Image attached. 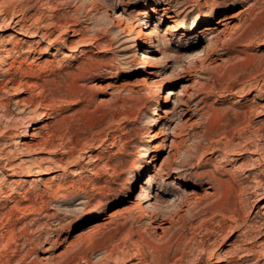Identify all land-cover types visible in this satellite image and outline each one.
I'll return each mask as SVG.
<instances>
[{
  "label": "rangeland",
  "instance_id": "rangeland-1",
  "mask_svg": "<svg viewBox=\"0 0 264 264\" xmlns=\"http://www.w3.org/2000/svg\"><path fill=\"white\" fill-rule=\"evenodd\" d=\"M0 24V264H264V0H0Z\"/></svg>",
  "mask_w": 264,
  "mask_h": 264
},
{
  "label": "bare ground",
  "instance_id": "bare-ground-1",
  "mask_svg": "<svg viewBox=\"0 0 264 264\" xmlns=\"http://www.w3.org/2000/svg\"><path fill=\"white\" fill-rule=\"evenodd\" d=\"M154 10H156V8L154 9ZM161 16L162 17H165L166 19L168 18H173V16H171V17H169L167 14H165V13H163V14H161ZM235 17V16H234ZM234 17H227V18H222L221 20H219L218 21V28L220 27H224V28H229L230 26H231V24L233 23V21L235 20L234 19ZM234 19V20H233ZM239 19V18H238ZM13 24H15V26L17 25V22L15 23V22H12ZM148 27H149V25L148 26H146V29H148ZM15 28V27H14ZM218 28L217 27H208V28H206V30L209 32L208 34L210 35V34H213L214 32H216V30H218ZM223 28V29H224ZM3 31V28H2V26H1V24H0V33ZM22 31V30H21ZM21 33V32H20ZM19 33V34H20ZM27 33H29V32H27ZM32 33V32H31ZM151 34V32L149 31V30H147V31H145L144 32V35L146 36V38H147V40L148 41H145V42H142L141 44H140V47L141 46H143V48H146L147 50H146V52H148L149 51V48H150V46H151V39H152V36L150 35ZM208 35V36H209ZM30 37V36H29ZM25 43V42H24ZM218 50V49H217ZM145 57V59H150L151 58V56L149 55V54H147L146 56H144ZM80 58H82V56H77V58H75V60H79ZM143 63V62H142ZM150 74H154V72H150ZM254 89V88H253ZM199 91V90H198ZM199 93H200V91H199ZM167 99H168V97H167ZM181 100V99H180ZM182 101V100H181ZM181 104H183V103H181ZM165 105V107H167V104H164ZM181 111V110H180ZM180 111H179V109H177V108H173V109H166V110H164V115H165V117L166 118H169V117H174L175 115H177V114H179L180 113ZM189 111H190V109L188 108L187 109V111H186V113L184 114L185 115V117L186 116H188L189 115ZM172 117H171V119H172ZM183 125V124H182ZM176 134V133H175ZM177 135V134H176ZM32 137V134H31V132L28 130L27 132H25L24 134H23V136L16 142V146H18V145H22L23 144V142H24V140L25 139H29V138H31ZM176 143V142H175ZM1 159H3V158H1ZM160 164H157V165H154V168L156 169V177L154 178V179H152L151 181H150V185H156V184H159V185H161V184H163V185H166L167 184V182H168V180H170V178L172 177L171 176V174H172V172H171V168H169L168 169V171L167 172H162V167L160 166ZM211 175V174H210ZM212 176V175H211ZM159 177H161L162 179L158 182L157 181V179H160ZM139 178H141V174H138V175H136V176H134L133 177V179L131 180V186H130V190H131V192H133V190H134V187H135V184H136V182H137V180H139ZM218 178V177H217ZM216 177H213L212 176V182H210V184H211V189L214 191L213 192V194H211L210 192L207 194L208 196H210V195H214L215 197H219V195H220V189L221 188H223V182H219L218 181V179H217ZM40 179L41 178H38V179H34V182H38V181H40ZM211 179V178H210ZM209 179V180H210ZM156 180V181H155ZM174 180H177V182H173V184H172V189H175V190H178V192L179 191H181V190H179V187H178V183H179V181H182L181 180V178H180V176H176V177H174ZM217 182L218 184H215L214 182ZM225 184V183H224ZM225 186V185H224ZM226 187H228V186H226ZM159 191H162V188H160L159 189ZM156 192L154 195H152V194H148L147 195V198H146V201H145V204L147 203V206L146 207H148L150 210H146L144 207H140L141 208V211H142V213L140 214L141 216H142V218L145 216V217H147V216H149V220L152 222V223H154L155 225L153 226V228L154 229H160V230H162L163 231V233L166 235V233L168 232V230H169V228L170 227H172V225L174 224L173 222H175L174 220H173V218H169V219H162L161 218V215H163L162 213H164L165 211H166V208H169V207H171L170 206V204L171 203H169V204H167L166 206H163V205H160V204H157V202L159 203V199H160V195H161V193L160 192ZM0 193H1V186H0ZM182 194V193H181ZM224 195V194H223ZM182 196H184V195H180L179 193L178 194H175V199L174 200H172V202H173V204H180V201H181V199L183 198ZM206 196V195H205ZM204 198H206V197H204ZM224 198V197H223ZM153 200H155V202H153ZM185 200H186V198H185ZM259 201H261V199L259 200ZM176 206H178V205H176ZM264 208V207H263ZM177 216V215H176ZM165 217H167V216H165ZM170 217V216H169ZM141 218V217H140ZM168 218V217H167ZM167 224H169L170 225V227H165ZM174 226V225H173ZM228 263V262H227ZM230 264V263H229Z\"/></svg>",
  "mask_w": 264,
  "mask_h": 264
}]
</instances>
